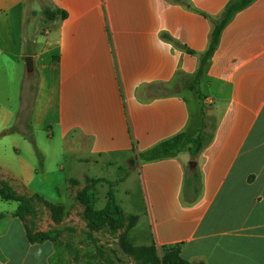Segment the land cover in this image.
<instances>
[{
    "label": "crops",
    "instance_id": "crops-1",
    "mask_svg": "<svg viewBox=\"0 0 264 264\" xmlns=\"http://www.w3.org/2000/svg\"><path fill=\"white\" fill-rule=\"evenodd\" d=\"M228 2L0 0V181L58 203L68 176L38 168L29 143L45 132L75 159L80 138L88 154L134 167L157 246L191 263L264 264V0L233 16L188 89ZM199 98L215 129L194 159L201 188L188 203L186 151L139 155L184 132ZM17 207L0 198V264H55L51 242H29Z\"/></svg>",
    "mask_w": 264,
    "mask_h": 264
},
{
    "label": "rangeland",
    "instance_id": "rangeland-1",
    "mask_svg": "<svg viewBox=\"0 0 264 264\" xmlns=\"http://www.w3.org/2000/svg\"><path fill=\"white\" fill-rule=\"evenodd\" d=\"M23 118L27 119V111ZM79 141L83 151L75 159H70V153L63 155L59 139L48 145L45 132L30 141L37 167L54 172L63 167L68 180L52 208L25 197L21 220L26 223L27 234L44 225L47 229L40 233L57 232L55 239L48 241L55 251V264H104L106 260L113 264H152V254L161 258L163 250L153 239L136 170L126 161L88 154L86 142ZM188 158L185 179L194 171ZM100 212L101 222L93 223L90 217Z\"/></svg>",
    "mask_w": 264,
    "mask_h": 264
},
{
    "label": "trees",
    "instance_id": "trees-1",
    "mask_svg": "<svg viewBox=\"0 0 264 264\" xmlns=\"http://www.w3.org/2000/svg\"><path fill=\"white\" fill-rule=\"evenodd\" d=\"M254 0H229L224 10L219 16L218 20L213 22L212 30L209 35V44L207 50L201 57L200 66L191 80L188 89L195 91V87L198 84L200 77L202 76L206 64L217 48L219 37L223 28L230 22L233 16L250 5ZM63 17L64 13L61 14ZM46 19L51 20L54 16L53 12H44ZM200 100V109L192 117L188 128L174 136L173 138L161 142L149 151L139 155L141 162H151L165 158H172L177 156L180 152L186 151L192 161L202 152V150L209 145L213 138V132L215 129L214 119L210 118L206 111L205 106ZM14 129V128H13ZM201 188L200 175L197 171L191 173L190 178L185 179L183 186V198L185 202H192L197 197ZM111 196V194H110ZM0 198L3 201H13L18 203L17 209L14 211L16 217L22 218V206L27 202L25 197L16 196L12 190L7 186L6 183L0 181ZM29 199H34L41 202L42 204L52 208V204L43 201L39 196H33ZM102 212L92 215L90 217L93 223L101 222ZM56 231L47 233H28L27 238L30 243H43L45 241H52L55 239ZM163 256L158 258L155 254L151 256L152 264H203V263H191L184 260L180 256V250L177 246H163ZM104 264H113L112 261L106 260Z\"/></svg>",
    "mask_w": 264,
    "mask_h": 264
},
{
    "label": "water",
    "instance_id": "water-1",
    "mask_svg": "<svg viewBox=\"0 0 264 264\" xmlns=\"http://www.w3.org/2000/svg\"><path fill=\"white\" fill-rule=\"evenodd\" d=\"M25 65H26L27 69L30 71L32 68L30 57L25 58ZM30 139H32V138H30ZM189 165H190V169H194L196 166V163L194 161H191Z\"/></svg>",
    "mask_w": 264,
    "mask_h": 264
}]
</instances>
